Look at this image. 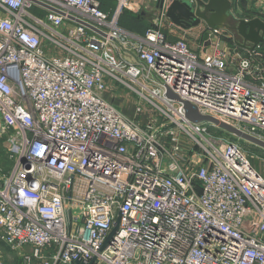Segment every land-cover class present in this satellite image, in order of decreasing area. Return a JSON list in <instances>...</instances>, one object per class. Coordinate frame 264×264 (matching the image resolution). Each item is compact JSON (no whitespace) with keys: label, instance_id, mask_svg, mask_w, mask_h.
Returning <instances> with one entry per match:
<instances>
[{"label":"built area","instance_id":"2783aa9c","mask_svg":"<svg viewBox=\"0 0 264 264\" xmlns=\"http://www.w3.org/2000/svg\"><path fill=\"white\" fill-rule=\"evenodd\" d=\"M104 1L0 0V138L13 164L0 168V242L24 264H264L250 150L166 97L264 141L261 45L243 54L207 30L198 55L165 33L172 0H143V35L119 25L137 3L113 0L111 16ZM246 1L264 21V0ZM117 88L138 97L134 116L107 95Z\"/></svg>","mask_w":264,"mask_h":264},{"label":"water","instance_id":"95a60500","mask_svg":"<svg viewBox=\"0 0 264 264\" xmlns=\"http://www.w3.org/2000/svg\"><path fill=\"white\" fill-rule=\"evenodd\" d=\"M158 7H162V1L158 4ZM129 10L136 14L142 12L138 4L131 5ZM234 10L235 6L232 0H172L166 17L174 25L183 29L197 28L204 25L206 30L229 32L242 39L241 43L235 40L237 47L252 51L264 43V21L261 18L245 19L240 15H236ZM166 97L182 104L185 116L190 122L211 124L238 140L248 142L264 150V141L212 116L201 114L198 108L182 101L170 90H167ZM117 229L118 225L109 239L114 236ZM94 262L95 260L88 264H94ZM76 264L85 263L78 261Z\"/></svg>","mask_w":264,"mask_h":264},{"label":"rangeland","instance_id":"374dc122","mask_svg":"<svg viewBox=\"0 0 264 264\" xmlns=\"http://www.w3.org/2000/svg\"><path fill=\"white\" fill-rule=\"evenodd\" d=\"M233 3L237 4L238 6V15H251V11L249 10L248 3H243V0L237 1V0H232ZM33 13H37L36 9L32 10ZM254 14V13H253ZM192 36H183V34H180L179 36L183 38L187 43L190 41L192 43V46H196L195 50L198 49L199 46V39H195L196 36H194L193 33H191ZM236 41L241 43V39L236 36L235 38ZM234 40V41H235ZM189 45V44H188ZM119 86V85H118ZM113 91V90H111ZM111 93V100L115 102L116 106L121 108L126 114L128 115H133L135 114L134 110V105L136 104V101L138 97L136 95H131L129 94L128 91H120V88H117V92L120 93V96L117 95L116 92L114 94ZM220 131V130H217ZM223 132V131H222ZM227 138L234 142H239L240 145H243L247 150H250L251 153V164L256 168V170L263 176L264 178V150L256 147L253 144H250L245 141H240L228 134ZM13 164L11 161L8 159V156L6 155V144H5V139L0 138V167L4 169L11 168ZM26 254L31 255L32 254V248L31 247H26L24 251ZM0 254L3 256V259L7 264H24L22 257L18 252L12 251L7 245L0 243ZM45 254L47 256L50 255V251H45Z\"/></svg>","mask_w":264,"mask_h":264},{"label":"crops","instance_id":"0c3cea01","mask_svg":"<svg viewBox=\"0 0 264 264\" xmlns=\"http://www.w3.org/2000/svg\"><path fill=\"white\" fill-rule=\"evenodd\" d=\"M132 2L141 5L142 12L140 14H141V17H142L141 19H143L142 22H144V26H140V25L137 24L138 20L136 19L135 16L136 15H140V14H136V13H134L131 10L122 11L120 13L119 25L122 28H124V29H126V30H128V31H130V32H132L134 34L143 35L145 33L146 28H149L150 26H152L153 18H152V15L149 12H147V11H145L143 9V0H133ZM234 6H235L234 13H236V15H238V12H239L238 11V6H237V4L236 5L234 4ZM102 7H103L104 11L109 12L111 14V16H113V15H115L117 13L119 6H118V4L115 1L108 0V1H104L103 2ZM240 16L243 17V18H247V19H253V17H255V16H251V15H248V16L240 15ZM205 28L206 27L204 25L200 26V27H197V28H191V29H183L181 27L176 26V29L173 32L174 34L173 33L171 34L169 32V30H167V29H165V32H166V34L168 36V39H170L172 41L180 39L181 38L179 36L180 34H183V36H192L191 33H193L194 36H196L195 39H199L198 42H199V44H201L202 40L206 38V34H207V30ZM226 36L230 40L228 45L231 48H237L243 54H245L247 52H250L248 50H244V49H241V48L237 47V45L235 44V41H234L235 39H233V35L231 33L228 32ZM234 38H236V35L234 36ZM241 42H242V39H241ZM187 44H189V47H190L191 50L195 51L198 55L200 54V51H199V46L200 45L198 46V49L195 50L196 46H192L193 44L190 43V41ZM107 95L111 96V93H108Z\"/></svg>","mask_w":264,"mask_h":264},{"label":"trees","instance_id":"16d2710c","mask_svg":"<svg viewBox=\"0 0 264 264\" xmlns=\"http://www.w3.org/2000/svg\"><path fill=\"white\" fill-rule=\"evenodd\" d=\"M235 1V0H234ZM247 1L246 0H243V3H246ZM235 4V3H234ZM236 5V4H235ZM249 14H252V13H249ZM257 16V15H256ZM136 17V19L138 20V22H137V24L138 25H140V26H144V22H142L143 21V19H141L142 17H141V14L140 15H136L135 16ZM151 27V26H150ZM149 27V28H150ZM149 28H146V30H148ZM146 30H145V32H146ZM166 33V32H165ZM227 44H229V39L226 37L225 38V40H224ZM260 50H261V52L263 53V55H264V43L263 44H261V46H260ZM264 57V56H263ZM263 60V62H264V58L262 59ZM213 132H214V134L215 135H218V136H225V137H227V135H226V133H224V132H222V131H217V130H213ZM1 168V167H0ZM0 243H2V242H0ZM3 244V243H2Z\"/></svg>","mask_w":264,"mask_h":264}]
</instances>
